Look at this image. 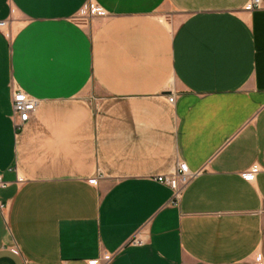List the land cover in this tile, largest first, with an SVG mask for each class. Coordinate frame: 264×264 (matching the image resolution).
<instances>
[{"label": "crops", "instance_id": "obj_1", "mask_svg": "<svg viewBox=\"0 0 264 264\" xmlns=\"http://www.w3.org/2000/svg\"><path fill=\"white\" fill-rule=\"evenodd\" d=\"M249 2L0 0V264H264ZM14 90L38 103L19 128ZM179 163L196 176L173 204L155 179Z\"/></svg>", "mask_w": 264, "mask_h": 264}, {"label": "built area", "instance_id": "obj_2", "mask_svg": "<svg viewBox=\"0 0 264 264\" xmlns=\"http://www.w3.org/2000/svg\"><path fill=\"white\" fill-rule=\"evenodd\" d=\"M260 0H251L247 6H245L246 11L253 10L255 8L260 7L261 3L259 2ZM80 14L82 15H90L92 17H104L106 13L102 10L99 9L98 6L94 4H88L87 6L83 7L81 9ZM6 23L0 22V28H5ZM15 92L13 93V117H15V127L19 128L28 120L30 119V115H32L33 112H35L38 103L35 99L30 98L28 95L25 93L14 90ZM168 102L170 104L174 103V97H168ZM250 171L251 173L245 175V179L247 181H251L254 177V172ZM196 173H192L188 170L187 166L183 163L177 164L175 169L166 175L158 176L155 180L168 187V189H171L173 195H172V203L177 204L180 199V196L184 190V187L196 176ZM91 184H96V179H91L89 180ZM7 183L3 182L2 178L0 177V189H4L7 187ZM3 206L0 205V209L2 210ZM138 240L135 239L134 243H138ZM102 260L104 262H108L111 259V256L105 255L102 256ZM90 264H99L98 260H93L90 262ZM254 264H263L262 263V258L260 256H257L255 259Z\"/></svg>", "mask_w": 264, "mask_h": 264}, {"label": "rangeland", "instance_id": "obj_3", "mask_svg": "<svg viewBox=\"0 0 264 264\" xmlns=\"http://www.w3.org/2000/svg\"><path fill=\"white\" fill-rule=\"evenodd\" d=\"M79 17L86 18V20L89 19V18H94V17H92L90 15L86 16V15H82V14H79Z\"/></svg>", "mask_w": 264, "mask_h": 264}]
</instances>
